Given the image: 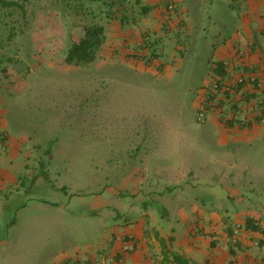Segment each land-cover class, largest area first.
Here are the masks:
<instances>
[{
  "label": "rangeland",
  "instance_id": "374dc122",
  "mask_svg": "<svg viewBox=\"0 0 264 264\" xmlns=\"http://www.w3.org/2000/svg\"><path fill=\"white\" fill-rule=\"evenodd\" d=\"M167 2L159 0V9L172 22L182 14ZM137 4L0 0V112L19 142L24 172L20 196L0 212V264H48L102 242L108 231L138 218L144 210L140 198H147L148 190L153 191L148 209L160 223L162 216L173 217L176 207L195 199L232 219L248 211L246 194L264 200V177L255 170L217 171L216 160L234 147L215 139L209 117L198 121L199 91L212 69L214 44L234 20L228 0H186L195 25L190 40L180 27L146 34L129 46L133 56L128 58L108 40L116 30L111 34L107 24L112 17L120 30L136 31L131 25L149 12ZM135 8L137 13L130 11ZM102 25L105 41L95 61L67 64L85 29ZM211 162L216 164L212 171H200ZM143 164L151 170L150 188L144 186V193L134 197L140 189L132 186L120 190L119 200L112 198ZM174 164L193 174L183 188L163 194ZM255 223L248 228L257 229Z\"/></svg>",
  "mask_w": 264,
  "mask_h": 264
},
{
  "label": "crops",
  "instance_id": "0c3cea01",
  "mask_svg": "<svg viewBox=\"0 0 264 264\" xmlns=\"http://www.w3.org/2000/svg\"><path fill=\"white\" fill-rule=\"evenodd\" d=\"M136 3L138 7L149 10L139 24L131 25L133 28L136 27V31L120 30L119 21L112 17L110 21L108 20L107 28H112L111 34L114 29L116 32L106 36L115 44L116 50H122L125 56L131 58L133 55L130 56L132 52L129 46L137 44L141 36L146 34L151 36L157 31H167L169 28L180 27L182 31L188 30L185 36L189 35L190 40L195 25L185 6L186 0H168L167 5L175 4L182 14L172 22L168 17H164L165 9H159V0H136ZM228 4L234 20L229 24V33L222 41L214 44L209 60L212 69L207 83L199 91L200 101L202 102L205 91L216 74H221L219 70L214 69L215 64L224 60L233 61L237 72L253 74L262 84L261 89L249 85L242 93L213 98L209 121L216 130L215 139L219 143H224L226 147H234L231 153L224 154L222 161L216 160L215 163L219 165L217 171H221L220 168H225L228 173L236 170L244 172L255 170L263 178L264 0H228ZM138 9L130 11L137 13ZM124 10L128 12V8ZM125 46L127 48H124ZM238 51H243V57L237 56ZM174 55L175 53L170 54L172 58ZM167 62L169 63L168 59ZM168 63L164 64V70ZM7 139L8 142L2 145L1 142ZM18 145L19 142L12 138L11 128L0 112V212L4 206L20 196L19 191L23 188L20 178L24 172ZM216 164L214 165V162L203 164L200 171L209 173ZM147 167L149 168V165L143 164L142 169L137 168L129 178L123 180L125 187L117 188L111 195L112 198L119 200L122 197L120 190H128L132 186L136 188L135 190L140 189L139 193L133 191L134 197L144 193L142 190L144 186L148 187L146 184L151 178V170H147ZM146 173L148 178L145 177ZM192 174L193 172L183 171L181 165L175 166L167 172V187L160 192L164 194L177 187L183 188L189 178L188 175ZM196 180L193 182L194 186L192 185L195 188L198 182ZM201 181L204 183L203 186H206V181ZM253 183L248 181L249 187L255 190L256 186ZM152 192L148 190L145 192L147 198L144 196L140 198L144 210L138 218H131L124 225L108 231L102 242L71 250L62 259H52L48 264H174L173 254L181 255L191 264H264V200L246 194L242 199L250 203L248 211L237 212V218L232 219L229 215L214 213L204 200L195 199L190 206L182 207L179 204L180 206L173 211V217L162 216L163 221L160 223L148 209L150 204L148 197ZM251 208H257L260 215H256L255 210L253 213ZM164 221L168 224L167 227L165 223L163 224ZM226 222L233 223L232 227H226ZM249 222H256L258 228L249 229ZM228 228L229 230H226ZM236 228L241 232L239 243L234 246L230 242V237L232 230ZM256 242L261 246H256Z\"/></svg>",
  "mask_w": 264,
  "mask_h": 264
},
{
  "label": "built area",
  "instance_id": "2783aa9c",
  "mask_svg": "<svg viewBox=\"0 0 264 264\" xmlns=\"http://www.w3.org/2000/svg\"><path fill=\"white\" fill-rule=\"evenodd\" d=\"M170 12H174V6L169 7ZM243 51H238L237 56L243 57ZM215 70H219L221 74H216L209 88L206 89L204 98L201 102V107L198 113V121L203 122L211 114V101L213 98L218 96L225 95H234L236 93L244 92L246 86H255L258 89H261L263 86L260 82L257 81L256 77L253 74H245L237 72L234 68V62L231 60H224L220 63L215 64ZM240 229L236 228L232 232L230 242L236 246L239 243ZM259 243L256 242V246Z\"/></svg>",
  "mask_w": 264,
  "mask_h": 264
},
{
  "label": "trees",
  "instance_id": "16d2710c",
  "mask_svg": "<svg viewBox=\"0 0 264 264\" xmlns=\"http://www.w3.org/2000/svg\"><path fill=\"white\" fill-rule=\"evenodd\" d=\"M105 41V29L103 26L87 27L84 38L74 44L66 56L69 65L91 64L95 61L97 53ZM174 264H191L179 254H173Z\"/></svg>",
  "mask_w": 264,
  "mask_h": 264
}]
</instances>
